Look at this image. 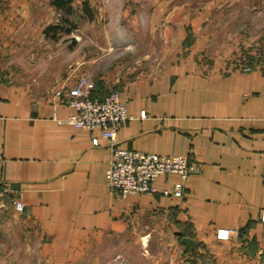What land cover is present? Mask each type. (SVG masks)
<instances>
[{
  "label": "crops",
  "instance_id": "0c3cea01",
  "mask_svg": "<svg viewBox=\"0 0 264 264\" xmlns=\"http://www.w3.org/2000/svg\"><path fill=\"white\" fill-rule=\"evenodd\" d=\"M189 9L171 0H0V264H108L113 255L127 264H264V61L210 67L187 48L139 77L132 60L157 25L182 38ZM81 78L95 98L119 92L135 117L121 126L119 148L200 165L182 196L177 174L158 177L155 193L110 190L108 142L63 123ZM218 228L230 230L228 241L216 239Z\"/></svg>",
  "mask_w": 264,
  "mask_h": 264
},
{
  "label": "rangeland",
  "instance_id": "374dc122",
  "mask_svg": "<svg viewBox=\"0 0 264 264\" xmlns=\"http://www.w3.org/2000/svg\"><path fill=\"white\" fill-rule=\"evenodd\" d=\"M171 1L173 5L180 7L190 6L187 13L189 24L179 27L183 34L182 38L180 34L169 37L171 27L169 29L165 25L154 27L152 30L154 41L146 44L145 51L140 53L141 56L132 59L135 61L139 77L163 71L172 60L179 59L187 48L194 51L198 60L202 61V65L210 67L220 62L228 66L231 63L242 65L264 61V0ZM176 14L180 16L186 13L176 9ZM202 18L206 20L203 24ZM229 34L233 35L230 37ZM165 35H168L167 40ZM176 51L177 58L173 55ZM122 59L131 60V58ZM141 241L142 238L140 245H142ZM117 256L113 255L107 263L112 264Z\"/></svg>",
  "mask_w": 264,
  "mask_h": 264
},
{
  "label": "built area",
  "instance_id": "2783aa9c",
  "mask_svg": "<svg viewBox=\"0 0 264 264\" xmlns=\"http://www.w3.org/2000/svg\"><path fill=\"white\" fill-rule=\"evenodd\" d=\"M246 70H249L247 68ZM88 79L81 78L75 87L69 90L68 103L75 113L63 121L64 124L90 133L99 132L112 150V159L106 171L107 185L120 198L128 195L155 193L154 181L169 174L180 176L182 183L176 185V196L184 193V184L193 173L201 167L192 163L186 156H162L144 151L122 149L117 146L118 133L123 124L135 119L130 115L120 93L111 92L103 99L92 98ZM145 113L140 118L145 119ZM92 143L100 145L98 137L92 136ZM167 194V193H165ZM16 211H23L21 201L13 202ZM216 239L228 241L230 230L218 228ZM112 264H127L121 256H117Z\"/></svg>",
  "mask_w": 264,
  "mask_h": 264
},
{
  "label": "trees",
  "instance_id": "16d2710c",
  "mask_svg": "<svg viewBox=\"0 0 264 264\" xmlns=\"http://www.w3.org/2000/svg\"><path fill=\"white\" fill-rule=\"evenodd\" d=\"M110 93H111V92H110ZM110 93H109V94H110ZM109 94H108V95H109ZM91 96H92V94H91ZM106 96H107V95H106ZM106 96H105V97H106ZM105 97H104V98H105ZM92 98H95V97L92 96ZM102 99H103V98H102Z\"/></svg>",
  "mask_w": 264,
  "mask_h": 264
}]
</instances>
